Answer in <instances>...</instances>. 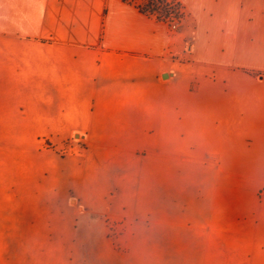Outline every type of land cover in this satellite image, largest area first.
<instances>
[{
	"label": "crops",
	"instance_id": "obj_1",
	"mask_svg": "<svg viewBox=\"0 0 264 264\" xmlns=\"http://www.w3.org/2000/svg\"><path fill=\"white\" fill-rule=\"evenodd\" d=\"M176 1L172 30L121 0H0V264H137V167L191 138L217 173L200 247L264 264V0Z\"/></svg>",
	"mask_w": 264,
	"mask_h": 264
},
{
	"label": "rangeland",
	"instance_id": "obj_2",
	"mask_svg": "<svg viewBox=\"0 0 264 264\" xmlns=\"http://www.w3.org/2000/svg\"><path fill=\"white\" fill-rule=\"evenodd\" d=\"M164 22L172 30L181 23ZM172 24H175L174 29ZM42 143L49 145L47 141ZM73 144L85 147L76 136L74 140L59 145V153L68 154ZM186 145H191V149H185ZM173 158L171 163L170 158L167 161L163 156L157 161L142 157L143 163L135 172V178L144 186H152V202L157 204L152 218L143 219L137 230V248L141 253L137 264H219L213 252L200 247L197 236L200 212L204 210L202 196L217 173L202 170L198 138L176 140ZM208 247L213 249V245Z\"/></svg>",
	"mask_w": 264,
	"mask_h": 264
},
{
	"label": "trees",
	"instance_id": "obj_3",
	"mask_svg": "<svg viewBox=\"0 0 264 264\" xmlns=\"http://www.w3.org/2000/svg\"><path fill=\"white\" fill-rule=\"evenodd\" d=\"M132 5L140 13L152 16L159 21H181L184 13L176 0H121Z\"/></svg>",
	"mask_w": 264,
	"mask_h": 264
},
{
	"label": "built area",
	"instance_id": "obj_4",
	"mask_svg": "<svg viewBox=\"0 0 264 264\" xmlns=\"http://www.w3.org/2000/svg\"><path fill=\"white\" fill-rule=\"evenodd\" d=\"M172 28H173V29L175 28V24H172Z\"/></svg>",
	"mask_w": 264,
	"mask_h": 264
}]
</instances>
